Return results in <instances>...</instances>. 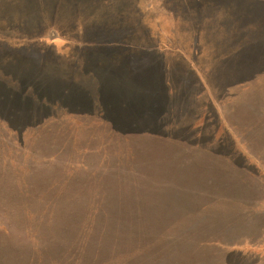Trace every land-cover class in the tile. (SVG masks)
<instances>
[{"label": "rangeland", "instance_id": "374dc122", "mask_svg": "<svg viewBox=\"0 0 264 264\" xmlns=\"http://www.w3.org/2000/svg\"><path fill=\"white\" fill-rule=\"evenodd\" d=\"M202 1L0 0V264H264V61Z\"/></svg>", "mask_w": 264, "mask_h": 264}, {"label": "trees", "instance_id": "16d2710c", "mask_svg": "<svg viewBox=\"0 0 264 264\" xmlns=\"http://www.w3.org/2000/svg\"><path fill=\"white\" fill-rule=\"evenodd\" d=\"M223 0H203L202 1V8L200 10V12L202 13L203 17L205 14L208 17V21L209 19H213V14L210 12V4H214L216 6H219V4L222 2ZM240 4H244L246 9H248V11H246V15L244 16V13H241L242 11H238L236 13H230L229 17L224 16L226 13L218 16L219 21L220 22V26L226 28L227 23H229L231 21L232 17H236L239 20V23L242 21V23H244L243 28H241V31L244 30V34L246 35L245 38H241V35H243V31L241 32V34L238 32V35L235 37V39H232L230 32L224 31L222 33H224V39L225 41L227 40L228 43H226V45L228 47H230V49L228 51H226L224 54H222L221 57V61L220 63V68H227V75L231 72L234 73L236 75H240L242 77V79H247L246 75L244 72H248L249 71V67H253L250 66L252 63H262L264 61V0H239L237 1ZM227 13H229L227 11ZM201 16L198 15V13L194 16L195 20L200 18ZM244 18V19H243ZM206 18H204L203 20H205ZM212 21V20H211ZM195 23V22H194ZM201 26H198L196 32H195V36L196 34L199 35V32H204V33H208V30L205 31V27L202 26V24H200ZM207 25V24H206ZM204 29V31H203ZM201 33V34H202ZM237 34V33H236ZM238 37V38H237ZM232 40L234 42H232ZM160 42H164V39H160V40H154L153 43H160ZM145 43V42H144ZM148 46L149 45V41L146 42ZM234 43V45L232 44ZM208 46V45H207ZM207 46L205 44V41L203 40V64L205 67V64L208 63L209 61V57L206 55V49ZM129 56L128 54H125V58ZM138 59H140V56H137ZM145 63H147V60H142ZM153 61L149 60L148 63L152 64ZM256 65V64H255ZM221 71V70H220ZM224 71V70H223ZM223 71H221L222 73H224ZM238 72V73H237ZM243 73V74H242ZM226 74V73H224ZM203 80H202V94L205 98L209 97V90H210V86H209V82L205 76V74H203ZM249 78V76H248ZM228 82V78L225 79ZM243 81V80H242ZM246 82V81H245ZM244 83V82H243ZM242 83V84H243ZM95 149H92L91 151H94ZM118 160V164H119V169L123 168V166L125 165V163L127 162L126 159L122 158H117ZM127 173V174H125ZM135 173L136 172H126L125 170H119L118 171V175L116 176H111L107 183H106V187L105 188H94L91 189L88 194L86 195V198L89 199L91 202L88 203V205H90L91 207H96L97 206V199H99V193L100 191H105L106 192V197L107 194L110 192H114V193H118V189H122V186H125L126 188H123L124 190L126 189H132V184L133 181L135 180ZM93 183V182H92ZM112 184H116V187L114 188H109L112 186ZM120 197L118 199H116L119 203L124 206L125 209V202H120ZM105 206H109L111 209L118 207V205L115 203V200H107L105 201ZM95 211L94 213H97V207L92 210ZM118 211L120 214V208L118 207ZM94 214V215H95ZM129 215L132 216V213H127ZM133 217V216H132ZM88 225L83 226V224L81 225V230L83 232L86 231ZM67 231H71V227H67V230H63L62 228L59 230V234L63 235L68 233Z\"/></svg>", "mask_w": 264, "mask_h": 264}]
</instances>
